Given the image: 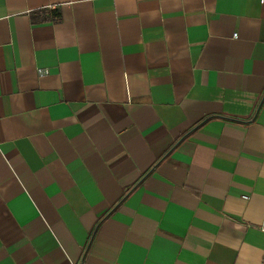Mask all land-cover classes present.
<instances>
[{
    "label": "crops",
    "instance_id": "1",
    "mask_svg": "<svg viewBox=\"0 0 264 264\" xmlns=\"http://www.w3.org/2000/svg\"><path fill=\"white\" fill-rule=\"evenodd\" d=\"M263 218L264 0H0V264H264Z\"/></svg>",
    "mask_w": 264,
    "mask_h": 264
},
{
    "label": "built area",
    "instance_id": "2",
    "mask_svg": "<svg viewBox=\"0 0 264 264\" xmlns=\"http://www.w3.org/2000/svg\"><path fill=\"white\" fill-rule=\"evenodd\" d=\"M233 36V35H232ZM263 220H264V218H263Z\"/></svg>",
    "mask_w": 264,
    "mask_h": 264
}]
</instances>
